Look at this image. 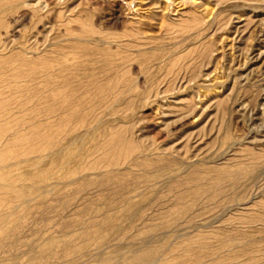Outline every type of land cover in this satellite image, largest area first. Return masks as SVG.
Returning <instances> with one entry per match:
<instances>
[{
    "label": "rangeland",
    "instance_id": "1",
    "mask_svg": "<svg viewBox=\"0 0 264 264\" xmlns=\"http://www.w3.org/2000/svg\"><path fill=\"white\" fill-rule=\"evenodd\" d=\"M129 1L0 0V264H264V0Z\"/></svg>",
    "mask_w": 264,
    "mask_h": 264
},
{
    "label": "bare ground",
    "instance_id": "2",
    "mask_svg": "<svg viewBox=\"0 0 264 264\" xmlns=\"http://www.w3.org/2000/svg\"><path fill=\"white\" fill-rule=\"evenodd\" d=\"M130 2V7H135V6H138V5H142L143 4V1H137V0H132V1H129ZM145 4V3H144ZM143 4V5H144ZM139 7V6H138ZM11 189V188H10ZM14 189V188H13ZM6 191V190H5ZM6 195V194H5ZM19 195V194H18ZM17 195V196H18ZM16 196V195H15ZM21 196V195H20ZM23 198V197H22ZM17 199V198H16ZM23 200V199H22ZM4 203V202H3ZM16 203H18V202H16ZM7 204V203H6ZM16 205V204H15ZM2 206V205H1ZM20 207V206H19ZM5 209V208H4ZM7 209H8V207H7ZM9 223V222H8ZM1 233V232H0Z\"/></svg>",
    "mask_w": 264,
    "mask_h": 264
}]
</instances>
